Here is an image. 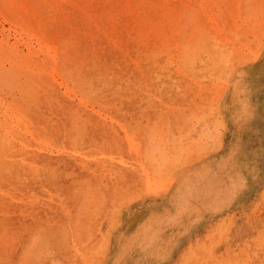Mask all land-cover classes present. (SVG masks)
<instances>
[{
    "label": "rangeland",
    "instance_id": "1",
    "mask_svg": "<svg viewBox=\"0 0 264 264\" xmlns=\"http://www.w3.org/2000/svg\"><path fill=\"white\" fill-rule=\"evenodd\" d=\"M0 264H264V0H0Z\"/></svg>",
    "mask_w": 264,
    "mask_h": 264
},
{
    "label": "bare ground",
    "instance_id": "2",
    "mask_svg": "<svg viewBox=\"0 0 264 264\" xmlns=\"http://www.w3.org/2000/svg\"><path fill=\"white\" fill-rule=\"evenodd\" d=\"M55 76V75H54ZM224 202V201H223ZM222 201L220 202V205L223 203Z\"/></svg>",
    "mask_w": 264,
    "mask_h": 264
}]
</instances>
